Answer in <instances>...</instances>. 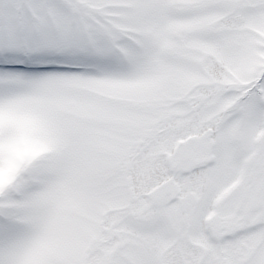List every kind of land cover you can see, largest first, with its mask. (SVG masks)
Returning <instances> with one entry per match:
<instances>
[{
	"label": "snow or ice",
	"instance_id": "1",
	"mask_svg": "<svg viewBox=\"0 0 264 264\" xmlns=\"http://www.w3.org/2000/svg\"><path fill=\"white\" fill-rule=\"evenodd\" d=\"M0 264H264V0H0Z\"/></svg>",
	"mask_w": 264,
	"mask_h": 264
}]
</instances>
